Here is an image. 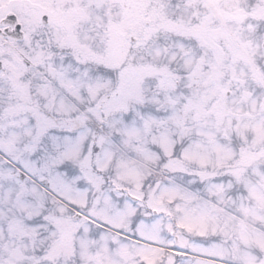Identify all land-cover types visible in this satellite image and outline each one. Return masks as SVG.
<instances>
[{"label": "rangeland", "instance_id": "374dc122", "mask_svg": "<svg viewBox=\"0 0 264 264\" xmlns=\"http://www.w3.org/2000/svg\"><path fill=\"white\" fill-rule=\"evenodd\" d=\"M10 11L0 264H264V0Z\"/></svg>", "mask_w": 264, "mask_h": 264}, {"label": "water", "instance_id": "95a60500", "mask_svg": "<svg viewBox=\"0 0 264 264\" xmlns=\"http://www.w3.org/2000/svg\"><path fill=\"white\" fill-rule=\"evenodd\" d=\"M47 16L45 15L43 17V21L47 22ZM18 20V17L14 13H9L5 19L1 21L2 25H14ZM4 35L6 37L12 38V39H22L24 37V32L21 31V24H16L14 29H11L10 27H7L4 29ZM3 68L2 61H0V70ZM26 174H22V178L25 177ZM43 184H45L47 187H49V183L47 181H42ZM127 193L130 194V192L127 190ZM134 200L136 197L131 196ZM156 213V211H154Z\"/></svg>", "mask_w": 264, "mask_h": 264}, {"label": "trees", "instance_id": "16d2710c", "mask_svg": "<svg viewBox=\"0 0 264 264\" xmlns=\"http://www.w3.org/2000/svg\"><path fill=\"white\" fill-rule=\"evenodd\" d=\"M114 72H115V70H114ZM116 73V72H115ZM185 185H188L186 182H183ZM201 183H200V180L199 181H197L196 183H194V184H192V186H191V188H193V189H199V187H201L202 185H200Z\"/></svg>", "mask_w": 264, "mask_h": 264}]
</instances>
